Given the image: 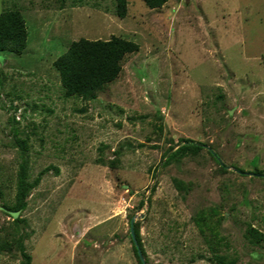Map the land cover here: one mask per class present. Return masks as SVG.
Segmentation results:
<instances>
[{
    "label": "rangeland",
    "instance_id": "rangeland-1",
    "mask_svg": "<svg viewBox=\"0 0 264 264\" xmlns=\"http://www.w3.org/2000/svg\"><path fill=\"white\" fill-rule=\"evenodd\" d=\"M8 9L27 35L0 51V264H138L130 220L145 264H264V0ZM111 36L137 45L118 74L65 94L53 61Z\"/></svg>",
    "mask_w": 264,
    "mask_h": 264
},
{
    "label": "trees",
    "instance_id": "trees-1",
    "mask_svg": "<svg viewBox=\"0 0 264 264\" xmlns=\"http://www.w3.org/2000/svg\"><path fill=\"white\" fill-rule=\"evenodd\" d=\"M143 1L153 8L159 6L164 0ZM26 35L25 24L18 9L0 12V51L19 54L25 47ZM136 49L137 45L134 42L116 36H111L108 40L79 38L72 41L67 49L53 61V66L58 72L60 85L65 90V94L92 96L103 83L112 80L118 74L122 56ZM184 147L200 148L198 144L191 142ZM208 153L215 161H218L213 151L208 150ZM23 204L21 201L18 208L24 206ZM9 213L14 218L17 216L16 210H11ZM129 226L134 238L133 241L129 233L134 255L138 264H142L137 252L138 250L142 256V250L134 224L129 223Z\"/></svg>",
    "mask_w": 264,
    "mask_h": 264
},
{
    "label": "water",
    "instance_id": "water-1",
    "mask_svg": "<svg viewBox=\"0 0 264 264\" xmlns=\"http://www.w3.org/2000/svg\"><path fill=\"white\" fill-rule=\"evenodd\" d=\"M129 223H132V221L130 220L129 221ZM129 233H130V235H131V238L133 239V241H134V238H133V235H132V229H131V227L129 226ZM137 252H138V255H139V259H140V261H141V263L142 264H145L144 263V260H143V258H142V256L140 255V253H139V251L137 250Z\"/></svg>",
    "mask_w": 264,
    "mask_h": 264
}]
</instances>
